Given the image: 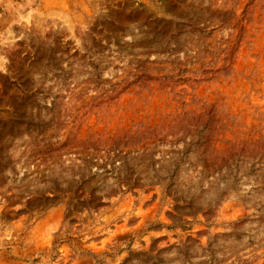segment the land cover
Here are the masks:
<instances>
[{
  "label": "rangeland",
  "instance_id": "374dc122",
  "mask_svg": "<svg viewBox=\"0 0 264 264\" xmlns=\"http://www.w3.org/2000/svg\"><path fill=\"white\" fill-rule=\"evenodd\" d=\"M0 264H264V0H0Z\"/></svg>",
  "mask_w": 264,
  "mask_h": 264
}]
</instances>
